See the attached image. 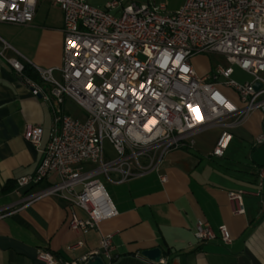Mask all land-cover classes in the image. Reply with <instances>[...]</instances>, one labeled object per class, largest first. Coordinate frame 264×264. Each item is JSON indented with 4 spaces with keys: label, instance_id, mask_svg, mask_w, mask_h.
Returning <instances> with one entry per match:
<instances>
[{
    "label": "built area",
    "instance_id": "obj_1",
    "mask_svg": "<svg viewBox=\"0 0 264 264\" xmlns=\"http://www.w3.org/2000/svg\"><path fill=\"white\" fill-rule=\"evenodd\" d=\"M47 1L63 17L60 80L52 76V68L37 69L39 82L31 80L22 75L19 61L8 62L32 95L48 104L53 117L37 168L18 178L16 188L37 185L51 174L57 181L27 196L20 209L44 196L59 195L86 215L72 214L70 230L87 234L118 214L98 175L117 172L123 182L132 176L133 166L152 168L153 152L191 148L194 133L225 127L223 122L230 117L241 123L259 110L264 125V0H185L173 12H166L163 4L122 6L118 0L107 2L103 9L85 0ZM36 3L0 0V22L30 24ZM119 8L120 15H112ZM209 53L224 56L229 66L199 75L191 59ZM234 67L251 80L232 79ZM255 83L260 84L258 90ZM66 99L86 112L84 120L64 112ZM41 136V128L26 125L24 139L32 146H39ZM104 139L116 153L114 160L104 161ZM231 139L223 128L211 156L223 157ZM262 143L264 134L255 138L256 145ZM142 158L148 159L147 167L141 165ZM87 164L91 168L85 169ZM255 175L261 185L264 164L255 168ZM242 193L228 195L234 215L244 213ZM15 211L12 206L0 207V218ZM194 237L199 242L218 238L225 245L232 241L225 225L215 232L202 220ZM111 251L112 234L107 233L101 235L96 250L79 258L65 260L39 249L36 259L39 264H88L99 256L112 264Z\"/></svg>",
    "mask_w": 264,
    "mask_h": 264
},
{
    "label": "crops",
    "instance_id": "obj_2",
    "mask_svg": "<svg viewBox=\"0 0 264 264\" xmlns=\"http://www.w3.org/2000/svg\"><path fill=\"white\" fill-rule=\"evenodd\" d=\"M184 1L172 9L154 1L146 4H163L166 12H173ZM62 26L61 10L47 0H37L30 24L0 22V207L16 209L0 218V264H39V249L73 260L96 250L101 235L107 233L112 234V264H264V180L259 185L255 175V168L264 164V143L255 144V138L264 134L259 110L252 111L241 123L230 117L224 120L225 127L194 133L191 148L153 152V167L146 170L133 166L132 176L123 182L119 173L111 172L108 176L113 179L106 192L118 214L87 234L70 230L72 214L79 218L86 215L59 195L44 196L20 209L27 196L57 181L51 174L37 185L17 189L15 183L37 168L53 117L48 104L32 95L8 60L16 59L34 71L52 68V76L60 80ZM203 56L198 59L200 63L191 62L199 75L210 70ZM27 124L42 130L37 147L24 139ZM223 128L232 139L224 156L216 158L211 152ZM140 163L149 165L147 158ZM238 191L243 192L242 215L232 213L228 197ZM199 220L215 232L225 225L231 243L225 245L218 238L197 241L194 233ZM78 242L82 245L76 247ZM152 248L161 250L157 262L142 255Z\"/></svg>",
    "mask_w": 264,
    "mask_h": 264
},
{
    "label": "rangeland",
    "instance_id": "obj_3",
    "mask_svg": "<svg viewBox=\"0 0 264 264\" xmlns=\"http://www.w3.org/2000/svg\"><path fill=\"white\" fill-rule=\"evenodd\" d=\"M86 3H88L90 6L103 9L106 6L107 2H111L114 0H85ZM121 1L122 6H126L131 3H138V4H146L148 2H155V3H164L166 4L169 8L172 9L173 6L177 5L180 0H118ZM183 4H181L182 6ZM180 6V7H181ZM179 6L176 8L178 10L180 8ZM175 10V11H176ZM120 8L112 10L111 13L114 16H119L120 15ZM203 55H197L194 56L191 59V62H199L200 63V58ZM204 62L210 66V71L214 70L217 66L220 67H228L229 64L226 60V58L222 55L215 54V53H209L205 54L203 56ZM200 59V60H198ZM234 74L232 75V79L236 80L237 82L243 83L246 81H250L251 78L249 75L243 73L240 71L238 68L234 67ZM64 111L66 114L71 116L72 118H76L78 120H84L86 118V112L76 103L72 102L70 99H66L64 103ZM103 151H104V161L108 160H114L116 158V153L113 150L112 145L108 142L107 139L103 140ZM105 186L106 191H109V181L113 179L112 175L106 177L104 174H100L97 176Z\"/></svg>",
    "mask_w": 264,
    "mask_h": 264
},
{
    "label": "water",
    "instance_id": "obj_4",
    "mask_svg": "<svg viewBox=\"0 0 264 264\" xmlns=\"http://www.w3.org/2000/svg\"><path fill=\"white\" fill-rule=\"evenodd\" d=\"M254 88L258 90L260 88V84L255 83ZM142 255L149 259L150 261H159L160 256H161V250L159 248H152L149 250H145L142 252ZM88 264H105V261L103 258L96 256L94 258L89 259Z\"/></svg>",
    "mask_w": 264,
    "mask_h": 264
},
{
    "label": "trees",
    "instance_id": "obj_5",
    "mask_svg": "<svg viewBox=\"0 0 264 264\" xmlns=\"http://www.w3.org/2000/svg\"><path fill=\"white\" fill-rule=\"evenodd\" d=\"M22 75L34 81L39 80L37 72L29 68L28 66H24Z\"/></svg>",
    "mask_w": 264,
    "mask_h": 264
}]
</instances>
